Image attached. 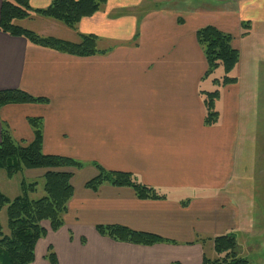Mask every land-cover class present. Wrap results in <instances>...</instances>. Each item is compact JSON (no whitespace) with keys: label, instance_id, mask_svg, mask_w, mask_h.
<instances>
[{"label":"crops","instance_id":"obj_1","mask_svg":"<svg viewBox=\"0 0 264 264\" xmlns=\"http://www.w3.org/2000/svg\"><path fill=\"white\" fill-rule=\"evenodd\" d=\"M50 2L29 0L34 9ZM241 22L250 23L246 36ZM18 23L73 42L93 34L99 49H108L76 56L0 29V90L19 88L46 99L1 106L0 135L6 129L15 142L30 143L28 118H40L42 152L83 163L63 168L73 188L63 225L51 230L43 222L46 233L28 264H51L49 246L55 264H200L204 257L213 260L205 248H214V237L234 233L239 243L247 216L228 186L235 178L241 111L252 83H264L247 74L253 68L260 73L259 61L242 67L244 39L264 24V0H106L73 29L37 14ZM207 25L231 34L240 53L228 73L236 81L218 89L219 118L211 125L204 123L201 91L215 89L208 90L211 80L202 87L207 62L195 35ZM93 163L130 173L165 197L140 199L132 187L109 183L89 189L85 184L98 175ZM46 171L24 169L20 182ZM101 225L164 241L114 240L98 232Z\"/></svg>","mask_w":264,"mask_h":264},{"label":"trees","instance_id":"obj_2","mask_svg":"<svg viewBox=\"0 0 264 264\" xmlns=\"http://www.w3.org/2000/svg\"><path fill=\"white\" fill-rule=\"evenodd\" d=\"M106 0H51L45 8L34 9L29 0H2L0 7V29L13 35L21 36L28 43L68 53L76 56H92L104 54L108 49H99L97 37L93 34H79V41L73 42L49 35H40L20 23L29 19L32 14L50 18L61 22L73 29L81 18L97 12ZM249 22H241L242 35L247 34ZM207 62V70L203 78L208 77L214 70L222 66L224 76L221 83L229 84L236 81V77L228 73L237 65L240 58L239 50L232 45V35L223 32L213 25L199 28L196 33ZM215 82L219 79H213ZM205 106L204 123L214 124L219 114L215 109V101L219 91H201ZM45 98L34 97L27 92L16 89L0 90V107L9 103L45 102ZM33 130V140L30 143H17L13 140L9 130L2 129L0 135V169L9 177L24 169L45 168L43 175V190L45 194L38 199L28 197L27 191L34 190L37 182H21L22 193L10 199L0 191V210L6 206L8 228L5 234L0 223V264H28L34 260L35 246L40 237L45 235L43 222L49 223L51 230H57L63 225V216L67 202L73 194L70 183L71 173L64 171L65 167L81 168L83 163L72 158L45 154L42 152V122L40 118H28ZM98 175L85 185L96 190L101 184L109 183L114 186H129L134 189L140 199L163 198L154 187L136 181L130 173L108 171L96 163ZM100 234L114 240L134 244L150 245L164 241L156 234L135 231L120 225L97 226ZM214 249L218 256L210 260L206 257L200 264H251L248 260L236 254L235 237L232 233H225L214 237ZM47 259L51 264L57 262L52 247H48Z\"/></svg>","mask_w":264,"mask_h":264},{"label":"rangeland","instance_id":"obj_3","mask_svg":"<svg viewBox=\"0 0 264 264\" xmlns=\"http://www.w3.org/2000/svg\"><path fill=\"white\" fill-rule=\"evenodd\" d=\"M253 28L255 34L243 41L244 62L242 67L245 68V64L249 61H259L260 73L253 68L247 74L250 75L249 77L260 75L261 80H264V24ZM249 29L247 30L249 31ZM246 35L248 34L242 36ZM223 73L222 66L217 67L208 76L209 78H206L202 87L205 88L211 80L208 90L220 89V85L223 86L221 83ZM215 77L219 81L215 82L213 80ZM260 87H263L264 91V83L262 85L252 83L254 91L250 93V98L245 100L244 109L241 111L235 178H232L228 186L235 194V201L241 206V216L244 218V213L247 216L245 230L239 235V243H237V236L232 233L235 237L236 254L251 264H264V95L261 96L256 91L260 90ZM247 89L250 88L247 87ZM21 176L22 173L17 172L9 177L3 169H0V191L10 199L21 194L23 190L22 181L20 182ZM26 180L27 182H37L34 190L27 191L29 198L38 199L45 194L42 177ZM0 223L3 233L9 234L6 206L0 211ZM205 252L211 259L218 256L214 248L208 246H206Z\"/></svg>","mask_w":264,"mask_h":264}]
</instances>
